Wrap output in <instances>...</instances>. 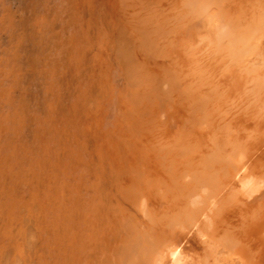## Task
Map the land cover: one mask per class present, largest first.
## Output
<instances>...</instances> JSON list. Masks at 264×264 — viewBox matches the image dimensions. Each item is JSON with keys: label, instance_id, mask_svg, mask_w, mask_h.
<instances>
[{"label": "bare ground", "instance_id": "1", "mask_svg": "<svg viewBox=\"0 0 264 264\" xmlns=\"http://www.w3.org/2000/svg\"><path fill=\"white\" fill-rule=\"evenodd\" d=\"M104 1L106 36L95 47L99 82L91 85L87 95L92 105L83 113L96 121L81 128L82 151L67 144L62 148L70 153V162L78 164L77 155L92 154L101 167L110 164L116 190L96 205L87 202L91 212L83 220L92 243L88 240L83 263L76 259L82 247L73 245L72 264H264V68L256 75V106L241 111L251 118L242 117L239 132L213 133L215 121L204 122L200 116L201 111L211 113L208 102L213 94L197 83L209 75L221 79L216 65L209 64H222L225 58L210 57L211 51L201 48L204 41L199 46L192 41L199 20L206 28L200 38L209 41L210 21L232 20L229 4L247 8L249 16L259 8L262 15L247 28L264 33V0ZM211 3L218 9H211ZM240 25L246 29L244 21ZM219 27V39L227 34L226 46H221L233 60H242L248 46L251 51L263 48L262 38L252 44L239 27L229 32L227 25ZM189 45L193 47L187 50ZM198 69H203L200 77ZM116 77L123 78V85ZM109 119L112 126L103 129ZM175 122L178 129L172 132ZM62 188L68 189V183ZM66 201L63 198L56 208ZM77 204L79 199L71 204L74 210ZM54 222L57 230L63 226ZM37 232L32 221L21 223L14 234L24 244L2 250L3 264H46L31 263L37 254ZM77 236L69 233L67 238L75 242ZM101 252L113 258H102Z\"/></svg>", "mask_w": 264, "mask_h": 264}, {"label": "rangeland", "instance_id": "2", "mask_svg": "<svg viewBox=\"0 0 264 264\" xmlns=\"http://www.w3.org/2000/svg\"><path fill=\"white\" fill-rule=\"evenodd\" d=\"M181 7L179 3L178 8ZM226 7L235 14L232 20L218 18L210 21L208 25L213 24V30L211 35H206L210 41L200 38L206 28L202 24L204 22L199 20L192 40L197 46L204 41L201 48L205 51L208 48L210 57L225 58L222 64H209L210 67L216 65L213 68L216 74H222L221 79L209 75L197 83L213 94L208 102L211 113L205 116L204 111L200 112L204 122L215 121L214 129L210 130L216 131L213 133L239 132V122L244 120L242 117L251 118L246 110L242 114V109L247 105L252 109L256 106L257 103L253 102L257 91V87L254 89L256 75L264 68V45L261 50L252 51V46H248V52L242 60H233L232 56L227 55L228 52H224L227 34L222 33L221 38H218L219 25L224 24L229 27L228 32L236 26L240 28V35H244L252 44H255L254 38H262L264 44L263 32L247 28L249 21L253 19V22L262 15L261 10L258 8L255 15L246 16L247 8L237 9L230 4ZM210 8L218 9L212 3ZM222 15L225 17V14ZM106 17L104 0H0L1 249L2 245L10 247L16 242L24 244V240L15 236L14 230L30 220L37 225L38 244L42 246L44 242L46 246L49 245L50 255L44 260H53L55 264L54 260L65 259L64 255L57 256V250L50 246L60 234L54 221H62L64 225L70 226L74 220L72 212L69 213L66 208L68 201L61 209L56 208L63 200L57 199V195H62L63 182L79 186L81 175L77 173L76 178L66 176L72 169L67 168L64 172L70 153L66 154V148L62 147L67 144L78 151L81 147L79 143L82 142V145L85 141V135L80 134L81 128L85 123L94 124L96 121L91 115L83 113L92 105L87 95L91 85L99 82L95 47L106 36ZM241 21L245 22L246 29L240 25ZM187 34L190 35L189 32ZM191 47L193 45L187 46V50ZM237 60L239 62L235 64ZM245 60L248 63L243 68ZM187 62L192 67L193 62L190 59ZM229 63L232 68H229ZM255 64H260V68ZM202 70L198 69L197 77L203 73ZM112 79L111 75V82ZM117 81L123 85V78H117ZM242 99L243 102L238 104ZM254 116L251 122L255 121ZM232 118L237 119L233 121ZM111 119L103 129L112 126L109 125ZM177 125L176 122L171 124L170 130L176 131ZM79 194L97 201V193L93 189ZM74 231L77 233L78 227Z\"/></svg>", "mask_w": 264, "mask_h": 264}, {"label": "crops", "instance_id": "3", "mask_svg": "<svg viewBox=\"0 0 264 264\" xmlns=\"http://www.w3.org/2000/svg\"><path fill=\"white\" fill-rule=\"evenodd\" d=\"M80 146V145H79ZM79 151H82V148L79 149ZM83 154H79L78 156L81 157V159L79 160L78 164L75 162H69L68 166H66L64 168V172L65 169L67 168H72L71 172L69 174H67L66 176H68V178H76V174L80 173L81 175V184L79 186L77 185H71L68 183V189H63L62 188V197L60 196V199H66L68 201V204L70 206H67V210L69 213L72 212V217L74 220V223H72L70 226L65 224L64 222H62L63 226H60V229L58 230L60 234H58V239L55 240V243L52 245L50 243V246H53L57 252L56 255L57 256H65L64 260H54L55 264H71L72 263V259L70 256V251L73 248V245H75V249L76 246L77 248L82 247V249H79L76 252V259L78 261H80L81 263H83L84 260V254L85 252L89 249L87 244H88V240L89 243H92V240L88 238V229H87V224H85L83 218L85 216L86 213H90L91 212V207L87 206V202H89L90 204L96 205V203H100L101 201H103L104 197H106L107 195L113 196L115 194V190L113 187V174H112V167H110V164L104 162L103 166L101 167V161H99L98 157H95L96 155H92V154H86L85 156H82ZM88 155V158H86V156ZM85 159V160H84ZM71 163V164H70ZM111 168V169H110ZM93 179V180H92ZM65 183V182H63ZM70 186V188H69ZM100 186V187H99ZM91 189H93V191H95L97 193L96 199L97 201H95L94 199H92V197H86L82 194H79V192L81 193H87L88 191H90ZM106 195V196H105ZM79 199V204H77V210H74V208L76 207V205H71L73 204V202H75V199ZM73 200V202H72ZM71 201V202H70ZM86 208H88V211L86 212ZM95 210V209H94ZM22 214V212H21ZM64 221V219H63ZM76 222V223H75ZM75 227H78V236L75 237V242L70 241L67 237L69 235V233H74L76 234V231H74ZM76 236V235H75ZM22 243L20 244H14L12 246H20ZM10 246V247H12ZM23 246V244L21 245ZM20 246V248H21ZM48 246H46V244L43 242L42 246H40L38 244V248H37V254L34 257V259L31 261V263H34V261H36L37 263L39 261H43V263L46 264H53V260L52 261H47L44 260V258L50 255V250L48 249ZM10 247L4 246L2 245V249L0 251V264H3L4 262V253L2 254V250H6ZM19 248V249H20ZM24 248V247H23ZM65 248L67 249V251L65 250ZM15 255V253H14ZM110 255L111 258L112 255L109 252H101L100 253V257H106ZM18 256V255H17ZM17 256H15L14 259H12L13 263L14 260L17 261L18 258Z\"/></svg>", "mask_w": 264, "mask_h": 264}]
</instances>
